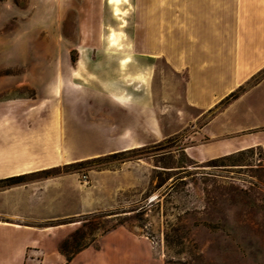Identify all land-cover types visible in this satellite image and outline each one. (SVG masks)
<instances>
[{
  "label": "crops",
  "instance_id": "obj_1",
  "mask_svg": "<svg viewBox=\"0 0 264 264\" xmlns=\"http://www.w3.org/2000/svg\"><path fill=\"white\" fill-rule=\"evenodd\" d=\"M102 10V0H0V264H163L125 225L70 260L59 249L70 220L145 186L143 175L130 179V159L90 173L89 187L71 168L168 136L150 81L134 88L98 74ZM141 11L148 58L186 74L184 99L197 112L187 155L203 163L264 147V0H142ZM71 12L84 48L76 57L61 49Z\"/></svg>",
  "mask_w": 264,
  "mask_h": 264
},
{
  "label": "rangeland",
  "instance_id": "obj_2",
  "mask_svg": "<svg viewBox=\"0 0 264 264\" xmlns=\"http://www.w3.org/2000/svg\"><path fill=\"white\" fill-rule=\"evenodd\" d=\"M25 1L18 0L21 4ZM102 2L100 42L95 49L104 54V59L98 74L134 88L150 81L154 107L168 136L117 158L71 168L81 184L89 187L90 183L82 181L83 174L103 169L119 171L121 161L130 159L135 162L129 166L130 179L138 180L143 175L145 186L129 185L116 195L113 207L70 220L75 224L59 243L60 251L71 256L85 246L96 247L103 235L125 225L148 236L163 264H264L263 147L239 151L215 162L200 163L187 155L185 147L194 143L197 112L184 99L186 74L175 72L161 58H148L144 52L142 0ZM70 19L71 25L66 27L70 41L61 49L76 57L84 48L75 25L77 13L71 12ZM116 35L121 37L115 44ZM20 93L29 95L33 91L23 88ZM138 158L145 159L144 167H139ZM4 185L0 183V187ZM70 192L72 199L79 196L74 189Z\"/></svg>",
  "mask_w": 264,
  "mask_h": 264
},
{
  "label": "trees",
  "instance_id": "obj_3",
  "mask_svg": "<svg viewBox=\"0 0 264 264\" xmlns=\"http://www.w3.org/2000/svg\"><path fill=\"white\" fill-rule=\"evenodd\" d=\"M242 90H243V88H242L240 91H238V92L232 94L228 99H226V101L230 100L231 98L236 97V96H237ZM224 103H225V101H224ZM227 156H229V155H227ZM227 156H223V157H227ZM217 159H219V158L212 159L211 162H215ZM115 228H116V227H115ZM64 243H65V242H64ZM64 243H63V244H64ZM63 244H62V246H63ZM87 247H89V246H85V247L81 248L80 250H82V249H84V248H87ZM80 250H78L77 252H79ZM77 252H76V253H77ZM76 253H73V255H75ZM64 254H65V253H64ZM73 255H71V256L66 255V256L68 257V260H70V259L72 258Z\"/></svg>",
  "mask_w": 264,
  "mask_h": 264
},
{
  "label": "built area",
  "instance_id": "obj_4",
  "mask_svg": "<svg viewBox=\"0 0 264 264\" xmlns=\"http://www.w3.org/2000/svg\"><path fill=\"white\" fill-rule=\"evenodd\" d=\"M263 149H264V147H263ZM82 181H83L84 184H89L90 183L89 177H88L87 174H83L82 175Z\"/></svg>",
  "mask_w": 264,
  "mask_h": 264
},
{
  "label": "bare ground",
  "instance_id": "obj_5",
  "mask_svg": "<svg viewBox=\"0 0 264 264\" xmlns=\"http://www.w3.org/2000/svg\"><path fill=\"white\" fill-rule=\"evenodd\" d=\"M120 37H121V36H119V35L114 36L113 39H114L115 44H116V43H119L118 40L120 39ZM113 44H114V43H113Z\"/></svg>",
  "mask_w": 264,
  "mask_h": 264
}]
</instances>
